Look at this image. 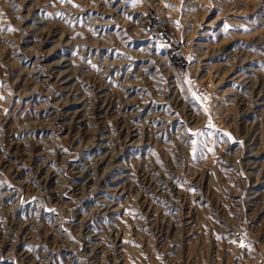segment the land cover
Listing matches in <instances>:
<instances>
[{
	"label": "rangeland",
	"instance_id": "obj_1",
	"mask_svg": "<svg viewBox=\"0 0 264 264\" xmlns=\"http://www.w3.org/2000/svg\"><path fill=\"white\" fill-rule=\"evenodd\" d=\"M0 264H264V0H0Z\"/></svg>",
	"mask_w": 264,
	"mask_h": 264
}]
</instances>
